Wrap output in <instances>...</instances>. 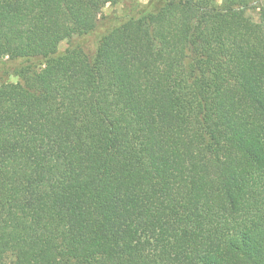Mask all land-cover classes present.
<instances>
[{
	"label": "trees",
	"instance_id": "16d2710c",
	"mask_svg": "<svg viewBox=\"0 0 264 264\" xmlns=\"http://www.w3.org/2000/svg\"><path fill=\"white\" fill-rule=\"evenodd\" d=\"M255 1L0 0V264H264Z\"/></svg>",
	"mask_w": 264,
	"mask_h": 264
},
{
	"label": "rangeland",
	"instance_id": "374dc122",
	"mask_svg": "<svg viewBox=\"0 0 264 264\" xmlns=\"http://www.w3.org/2000/svg\"><path fill=\"white\" fill-rule=\"evenodd\" d=\"M253 6L254 7L248 11V15L255 20V19H257V16H258V8H256V7L264 6V0H256L255 3H253ZM120 13H121V5L118 4V5H114V6H110V5L105 6V8L102 10L101 14L103 16H110L112 14H120ZM89 41H91V40H89ZM66 46H67V42L63 41L60 44L59 48L64 49ZM11 79L13 81L15 80L14 77H12Z\"/></svg>",
	"mask_w": 264,
	"mask_h": 264
}]
</instances>
